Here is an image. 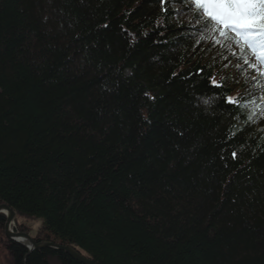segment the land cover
<instances>
[{
  "label": "trees",
  "instance_id": "1",
  "mask_svg": "<svg viewBox=\"0 0 264 264\" xmlns=\"http://www.w3.org/2000/svg\"><path fill=\"white\" fill-rule=\"evenodd\" d=\"M194 23L168 0H0V205L36 242L96 264H264V118L198 99L263 88L211 39L193 48Z\"/></svg>",
  "mask_w": 264,
  "mask_h": 264
},
{
  "label": "snow or ice",
  "instance_id": "2",
  "mask_svg": "<svg viewBox=\"0 0 264 264\" xmlns=\"http://www.w3.org/2000/svg\"><path fill=\"white\" fill-rule=\"evenodd\" d=\"M174 2L185 5L188 10L194 9L195 23L191 26L195 27L196 31L186 37L194 40L193 48L211 39L213 46L226 49L260 77H264V0H168L169 4ZM155 3L163 6L165 0H155ZM176 15H179L178 11ZM237 48L239 53L235 50ZM236 66L242 67L239 63ZM225 67L228 65L225 64ZM252 79L256 80L257 77L253 76ZM209 84L212 88H222V84L214 77L209 78ZM198 99L206 106L223 104L233 105L234 109H249L248 123H255L257 118H264V94L259 98L253 96L243 103L239 97L215 92L212 96ZM234 118L239 119V116ZM232 156L235 158L236 152H233Z\"/></svg>",
  "mask_w": 264,
  "mask_h": 264
},
{
  "label": "water",
  "instance_id": "3",
  "mask_svg": "<svg viewBox=\"0 0 264 264\" xmlns=\"http://www.w3.org/2000/svg\"><path fill=\"white\" fill-rule=\"evenodd\" d=\"M0 215H4L6 218L5 222V235L7 238L12 240L13 242H16L23 247H25L27 250H29L30 253L39 251V250H45V249H54L60 252H65L67 255H69L73 260H76L80 262L81 264H96L95 262L91 261L90 259H86L84 256H82L76 249H73L69 246H60L53 242L48 241H41L36 242L32 237H30L28 234H23L17 231H13V228L15 227V222L17 218V214L14 210H12L8 205L1 204L0 205Z\"/></svg>",
  "mask_w": 264,
  "mask_h": 264
},
{
  "label": "rangeland",
  "instance_id": "4",
  "mask_svg": "<svg viewBox=\"0 0 264 264\" xmlns=\"http://www.w3.org/2000/svg\"><path fill=\"white\" fill-rule=\"evenodd\" d=\"M182 16L184 17H187L189 18L190 16L189 15H185V14H182ZM235 47V46H233ZM237 51V53H239V49H235ZM219 51H221V53L223 52L225 54V56L228 57V59H225L228 63V66L230 67V69L234 70V69H240V73L242 74V76H246V79H247V84H251L254 83L255 85H258V86H262L263 88V91L264 92V77H260L253 69L249 68V66L247 64H243V61L242 60H237L236 57L232 56L230 54L229 51H227L226 49L224 48H219ZM218 53V52H217ZM241 64L242 67L238 68L236 65L237 64ZM253 76H256L257 79L256 80H253L252 77ZM16 219V222H15V227L13 228V231L14 229L16 228L17 232H20V233H23V234H28L30 237L34 238L35 234H36V225L37 223L35 222H32V221H28V219ZM22 224H24L25 226H28L30 227V233L26 232H22L21 229L19 228V225L22 226ZM5 231V230H4ZM4 231L0 232V264H10V253H9V250H7V245L10 243V242H13L12 240L8 239V238H5L3 235L4 234ZM43 241H48V240H43ZM41 242V241H40ZM50 242V241H48ZM59 245V244H57ZM62 246V245H60ZM65 246V245H63ZM27 250V249H26ZM29 251V250H28ZM83 256V255H82ZM88 259V258H87Z\"/></svg>",
  "mask_w": 264,
  "mask_h": 264
},
{
  "label": "flooded vegetation",
  "instance_id": "5",
  "mask_svg": "<svg viewBox=\"0 0 264 264\" xmlns=\"http://www.w3.org/2000/svg\"><path fill=\"white\" fill-rule=\"evenodd\" d=\"M4 218H3V222L0 223V232L2 233L5 229L4 225H5V222H6V218L4 215H2ZM2 224V225H1ZM15 231L17 230L16 228L14 229Z\"/></svg>",
  "mask_w": 264,
  "mask_h": 264
},
{
  "label": "bare ground",
  "instance_id": "6",
  "mask_svg": "<svg viewBox=\"0 0 264 264\" xmlns=\"http://www.w3.org/2000/svg\"><path fill=\"white\" fill-rule=\"evenodd\" d=\"M50 242H52V241H50ZM30 253V252H29Z\"/></svg>",
  "mask_w": 264,
  "mask_h": 264
}]
</instances>
